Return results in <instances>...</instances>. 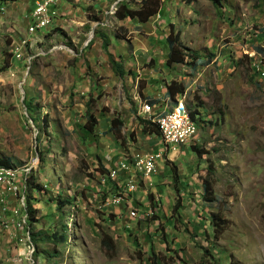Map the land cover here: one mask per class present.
<instances>
[{"label":"rangeland","instance_id":"obj_1","mask_svg":"<svg viewBox=\"0 0 264 264\" xmlns=\"http://www.w3.org/2000/svg\"><path fill=\"white\" fill-rule=\"evenodd\" d=\"M35 1L0 0V171L17 172L0 175V264H264V0H160L146 24L115 15L144 0H60L32 35ZM172 82L186 86L176 108L152 110ZM182 102L198 133L178 153L140 123ZM161 149L147 180L121 171ZM101 167L120 195L103 196Z\"/></svg>","mask_w":264,"mask_h":264},{"label":"trees","instance_id":"obj_2","mask_svg":"<svg viewBox=\"0 0 264 264\" xmlns=\"http://www.w3.org/2000/svg\"><path fill=\"white\" fill-rule=\"evenodd\" d=\"M191 1H193V0H191ZM215 2H217V0H215ZM160 11H161L160 0H144L141 2V7L139 9H136V10L131 9L127 3H123L118 8L115 15L119 21H124V20L130 19L131 21H138L139 23L146 24V23L150 22V19L157 16L160 13ZM177 36L178 35L175 36L174 40H172L170 37L167 38V44H168L169 50L173 54L175 53L177 47L180 45L179 37H177ZM102 39H103V50L106 53H109L110 43L106 39L105 36H102ZM257 50L259 51V53L264 54L263 49L257 48ZM109 56H110V62H111L112 68H113L114 72L120 78H124L126 76L132 77V78L135 77L132 72H130V71L126 72L125 71L122 63L116 62L112 58L111 55H109ZM192 58H193V60L199 59L196 54H193ZM141 82L142 81L139 82L140 89H141ZM185 91H186V86L184 84L172 82L169 85H167L166 97L168 99H170V102H173V105L171 106L170 110H172L174 107L176 108V106L178 105V102H177V97H179L178 95L184 96ZM140 96L144 99V101H148L144 98V96L142 95L141 92H140ZM148 103H150L152 106H156L158 104V101L157 100H149ZM185 109H187L186 102H185ZM186 111L189 114V117L191 118V120L196 122L194 114L189 113L188 109ZM116 124H117V121L113 120L112 121L113 127ZM120 125L122 126V123ZM140 125L142 128L143 134H146V135L147 134H154L157 136L160 135L159 126L157 124L152 123V122L141 121ZM97 126H98V120L94 117V115L90 112V110H87V120H86V125L84 126L85 130L88 131L92 135V134H94ZM121 126L119 127V129L121 128ZM0 166H3V168H0V169H9L8 164L0 163ZM100 175L102 176L104 181L110 187V188H107V187L105 188L103 196L107 198L109 195L110 196L111 195L112 196L113 195H120V188H119L118 184L110 178L108 171L104 167H101ZM66 203L68 204L69 202H66ZM62 206H65V205H62ZM180 210H181V200H180V197H178L173 212H174V214H176V216H178L180 213ZM225 223H226V220H223V218H221V216H213V226H214L215 238L217 237V235L222 234V231L224 230ZM53 238H54L53 242L56 240L57 241H63V240L66 241V237H64V236L58 237L54 234Z\"/></svg>","mask_w":264,"mask_h":264},{"label":"built area","instance_id":"obj_3","mask_svg":"<svg viewBox=\"0 0 264 264\" xmlns=\"http://www.w3.org/2000/svg\"><path fill=\"white\" fill-rule=\"evenodd\" d=\"M60 5V0H37L34 3V9L32 13V24L29 28V32L34 35L44 28L51 25L53 22V16L55 15V11L52 13L51 10L54 7H57ZM3 13V10H0V15ZM159 15V14H158ZM255 57L258 63V74L260 77L264 78V57L262 55H253ZM151 107L152 110H154V106H152L150 103L148 105ZM164 121V131H159L160 135L159 138L161 140V143L163 144V141L165 140H173L174 141V148L173 152H180L176 148V139L178 136H175V129H184L183 127V118L180 114V109L173 113L171 116H169ZM186 148L188 146L186 145ZM185 148V149H186ZM164 156H166V152L163 151V149L159 150L157 153L150 154V155H144L141 158H137L134 160L132 164H121V171L122 172H128L131 175L134 176H140V178L143 180H147L150 176L157 174V165L159 161H164ZM16 171L14 173H6L4 171H0V175H10L12 177H15ZM118 172L116 171H110V178L117 182L118 178ZM135 185H129L127 187V192L131 193L136 190ZM120 200H113V203H118ZM137 214L134 212L132 213V216L136 217Z\"/></svg>","mask_w":264,"mask_h":264},{"label":"bare ground","instance_id":"obj_4","mask_svg":"<svg viewBox=\"0 0 264 264\" xmlns=\"http://www.w3.org/2000/svg\"><path fill=\"white\" fill-rule=\"evenodd\" d=\"M50 26L44 28L47 29ZM180 109V114L182 115L183 118V127L184 129H175V136H178L176 139V144L182 145V146H189L191 143H193L195 136L198 133V126L196 122L192 121L191 118L189 117V114L187 113V109H185V103L182 102L180 103V106L176 109L175 112H177ZM174 112V113H175ZM171 116V115H170ZM168 118V117H167ZM165 118V119H167ZM164 119V120H165ZM159 127L161 131H164V121L159 122ZM168 144H174L173 140H166ZM169 152V151H167ZM5 171L6 173H14L13 170H1ZM123 198H120L121 200ZM125 199V198H124Z\"/></svg>","mask_w":264,"mask_h":264},{"label":"crops","instance_id":"obj_5","mask_svg":"<svg viewBox=\"0 0 264 264\" xmlns=\"http://www.w3.org/2000/svg\"><path fill=\"white\" fill-rule=\"evenodd\" d=\"M163 90H164V89H163ZM162 93H164L162 99L160 98L161 95L156 96V97H152V96H149V97H152L151 99L157 100V101L159 102V105H158V106H159V107H162V110H163V111H166V109H167L169 103L167 102L166 91H163ZM158 98L161 99V100H158ZM178 101H179V100H178ZM152 121L154 122V120H152ZM164 149H165V151H166V150H167V147L164 146ZM171 149L173 150V148H171ZM171 149L169 150V152H171Z\"/></svg>","mask_w":264,"mask_h":264}]
</instances>
